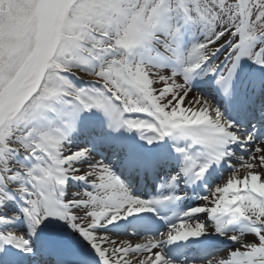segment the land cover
<instances>
[{
  "label": "snow or ice",
  "instance_id": "obj_1",
  "mask_svg": "<svg viewBox=\"0 0 264 264\" xmlns=\"http://www.w3.org/2000/svg\"><path fill=\"white\" fill-rule=\"evenodd\" d=\"M0 264H264V0H0Z\"/></svg>",
  "mask_w": 264,
  "mask_h": 264
}]
</instances>
